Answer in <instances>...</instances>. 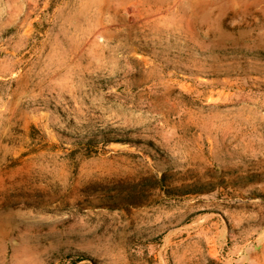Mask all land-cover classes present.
Listing matches in <instances>:
<instances>
[{
    "label": "rangeland",
    "instance_id": "obj_1",
    "mask_svg": "<svg viewBox=\"0 0 264 264\" xmlns=\"http://www.w3.org/2000/svg\"><path fill=\"white\" fill-rule=\"evenodd\" d=\"M0 264H264V0H0Z\"/></svg>",
    "mask_w": 264,
    "mask_h": 264
}]
</instances>
